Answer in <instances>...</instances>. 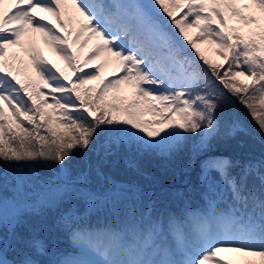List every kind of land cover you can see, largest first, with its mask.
Listing matches in <instances>:
<instances>
[{
  "label": "snow or ice",
  "instance_id": "snow-or-ice-1",
  "mask_svg": "<svg viewBox=\"0 0 264 264\" xmlns=\"http://www.w3.org/2000/svg\"><path fill=\"white\" fill-rule=\"evenodd\" d=\"M7 2L11 6L5 10L6 0H0V160H45L63 166L75 149L89 150L102 126L111 133L112 143L126 142L161 153L176 150L186 134H199L193 151L202 152L219 126L218 109L227 100L215 81L237 97L264 133V0ZM181 9L186 11L174 15ZM40 12L48 13L56 23L45 20ZM160 13L205 64L209 61L196 48V40L188 39L186 28L214 37L224 49L226 70L221 73L223 65L209 64L210 75L201 71L182 54ZM232 20L242 28L231 25ZM70 24L77 25L72 44L79 43V51L92 43L82 61L78 52L71 51L72 32L65 36L59 31ZM37 34L65 61L75 79L44 59L36 47ZM20 52L30 61L23 80L18 78L21 68L17 64H24ZM93 61H101L93 65L95 71H83ZM108 63L122 74L92 95L94 89L83 85L97 79ZM28 69L34 70L36 80ZM238 77H247L251 83ZM109 92L114 94L109 96ZM57 112L60 118L54 119ZM146 115L156 118L144 119ZM54 123L65 131H57ZM238 166L239 162L225 157H208L201 163L202 180L209 183V191L221 199L230 193L231 207L217 211L216 200H210L208 212L190 214L194 224L190 231L170 218L167 233L172 244L162 242L167 239L163 224L151 219L149 211L147 224L142 217L122 230L76 232L81 257L56 264H256L248 257H259V264H264V160L249 161L239 176L233 175L232 169ZM213 172L219 181L211 179ZM250 177L257 178L259 185L249 188ZM88 179L84 173L78 177L83 184ZM88 198L93 196L88 194ZM13 239L19 242L14 234ZM27 243L44 253L42 242ZM6 246L0 236V264H10ZM226 253L242 259L226 258ZM12 264L39 261L25 254Z\"/></svg>",
  "mask_w": 264,
  "mask_h": 264
},
{
  "label": "rangeland",
  "instance_id": "rangeland-1",
  "mask_svg": "<svg viewBox=\"0 0 264 264\" xmlns=\"http://www.w3.org/2000/svg\"><path fill=\"white\" fill-rule=\"evenodd\" d=\"M150 2L151 0H145V3ZM178 11L179 14L177 15V17L182 15L183 11H186V9H181ZM159 16L163 18L165 22L168 23L167 31H169L170 34L174 35L175 39L178 42V46L180 45L183 48L184 45H188V48L185 50H192L196 53L195 49H193L192 46L189 45L186 40H184L183 36L179 34V30L176 29L174 25L170 24V21H168L167 17L164 16V14L162 13H160ZM230 24L238 28H242V25L236 20L230 21ZM63 30V35L67 36L68 32L70 31L69 26L67 28H63ZM243 31L246 33L247 29L245 28L243 29ZM71 32L72 36L69 37V45H71V51L74 53L78 52L82 61L89 55L90 50L92 48V43H89V45L85 47L82 51H79V43L72 44V38L75 36V30L72 28V26ZM186 33L188 39L196 40V48H198L200 52L203 53V56L207 59V61H209V64L223 65V67L219 69V71L223 73V71L227 68V62L221 54L224 49L219 46L218 42H215V38L202 35L200 29L198 28H186ZM81 39H83V37H81ZM36 47L43 54L45 60L49 61L52 64H56L58 67L63 69L69 76H71L72 79H75L71 70L68 69L65 61H63L56 54L52 47L44 43L43 39L40 38L39 34H37ZM20 57L24 61V64H17V67L21 68V75L18 78L23 80L25 79L24 68L30 63V61L29 56L24 52H20ZM96 63H98V61H93V64H90L88 67L83 68V71H95L93 65ZM117 69L118 68H116L115 65L113 66V68L109 69L101 68L97 79L88 81L85 85H83V88L94 89L93 93L91 94L96 95L102 88V86L99 87V85L102 83L104 87L105 83L108 80L113 79V77L117 74ZM28 73L32 75L34 80L37 79L34 75V70L28 69ZM212 79L213 81H215L214 77H212ZM237 80L243 82H251V80L247 77H238ZM214 86L218 87L221 91L225 93V95L227 96V100H225L218 109L219 122H222L223 127H221L220 130L219 128H217L215 133H213V135L209 139L207 148L204 149L202 152L194 153L193 146L199 143L200 135L188 134L187 138L186 134V139L184 141H188L190 143V146H188L186 151L183 152H180L181 144L176 150L170 153H161L158 150H150L151 153H149L147 150L137 149L136 154H138L141 150L139 156L141 158V164L144 167L147 166V157L151 156L152 154L154 155L158 153L159 160H157V164L162 167H165L167 170H174L170 166V164L176 163L179 160V157H187V162L190 164L191 168L195 164V162L200 159L204 152L214 148L215 142L214 140H212V137H215L216 140L220 142L219 146L223 149L229 146V144L226 143L232 144V147L239 148V145L241 143L245 144L246 142H260L243 127L242 122L240 120L241 117L238 118L235 116L242 115L238 112V109L233 106V99H230L231 93L228 92L227 89H224L223 85L220 84L219 81H215ZM46 90L47 89H45V91ZM113 94L114 93L112 92L108 93L109 96ZM49 103H51L50 98ZM45 111L50 113L52 112V110L48 108H46ZM54 118H60L58 112L54 115ZM143 118L154 119L156 117L146 115ZM53 127L56 128L59 132L65 131L63 127L55 123L53 124ZM105 130L109 132L107 128H105ZM223 141L226 143H224ZM94 142V145H97V141ZM104 142L105 144L107 143V141ZM124 144L126 145V142H124ZM259 146L260 148L263 147V145L261 144H259ZM99 148H101V146ZM253 148H256V146H254ZM125 149L126 148L124 146L121 152L119 148H116L117 153H122L121 161H123V165H125V160H123V158L126 156ZM132 151L135 152V148ZM74 155L76 154L74 153ZM96 155L101 156V151L96 153ZM254 156H256V153L254 154ZM160 157H162L164 160L166 158L167 162H165L163 159H160ZM41 162L43 165H35L33 164V161L7 162L0 160V193L4 189V192L0 195V207L6 206L7 210H9L4 213L0 219V222L6 225L7 227L2 231L7 235L12 230H16L14 232V235L18 238V240L26 238L24 243L21 245V249L24 251L23 254H31L33 259L39 261V264H48V262L53 257L52 255L54 242L51 238H49L52 237V233L50 232L48 227L52 228L54 226V216L56 215L61 218V222L57 223H60L64 228L71 225V219L80 220L82 218H85L88 220L90 216L92 219L96 218L97 222L103 225V229H106V231H113L126 229L130 226L123 219L119 218V215L121 214H123V216L126 215L128 217H132V221L134 223L139 222V220L141 221V218L144 216L146 218L143 217V222H146L148 221V217L145 214L149 213L150 211L151 219L159 220V216H157V213L160 210L161 205L168 204L166 200L170 196H173V202L169 204H173L174 209L178 207L180 210H184L183 213L187 214L188 218H190V214H204L208 212V210L206 209L202 210L201 204H206L207 208H209L210 200L215 197H218L209 191V185L203 186L202 180H200L192 184L189 188L190 193L193 195V199H189V194H186L184 197L181 196L179 191L177 189H174L171 191L166 190L165 192H163V194L158 195V197L163 198L162 200H160V202H158V200L154 201V199L149 200L145 193L138 190L139 186H141L139 179L124 181V184L130 185H122V191H114L106 197H102L99 195L96 196L95 192L97 191V189L95 185H104L105 174L103 173V171L101 174H99L101 177L98 176L92 170H85L86 168H83V171H78L77 169L78 172L72 173L71 169L66 163L61 166L54 161L41 160ZM14 165L18 166L16 170L12 171ZM190 168H188L187 170H190ZM122 169L123 173L125 174V178L135 177V173L132 171L131 168H127L125 166ZM191 171L189 173V176L191 174ZM82 173L87 174V176L89 177L88 182L86 184L76 182L78 180V177H80ZM36 194L38 195V199L35 203L26 206H23V204H18L21 203L20 200L22 198H27ZM88 194L95 195V197L89 200ZM223 198L227 199L228 202H232L230 193L225 192ZM30 200L32 201L33 198H31ZM25 202L27 203L28 200L26 199ZM48 204L50 205V207L52 205V210H49ZM55 204L57 205V207L55 206ZM173 210L169 212V216H171ZM12 212L15 213V215ZM56 212L58 213L55 214ZM30 215H40L44 218L52 216V218L48 222L49 226L42 225L44 226L42 227L41 225H38L37 227L33 228L29 221ZM105 219H109V224L107 228L103 224ZM165 223L166 224H164L163 226L166 235L169 241H172V236L167 233L169 221ZM181 224L182 223H180V225ZM184 224L186 229L185 231H188L185 221ZM87 227L93 232H97L101 229L93 223H91ZM28 241L42 242L44 246V253L39 254L35 251L34 248L29 247L27 243ZM171 241L170 244L173 243V241ZM162 242L166 243V241ZM70 244L81 249L76 239L72 240ZM224 255L226 258H232L238 262L242 259L238 256V254L234 253H226ZM60 257L61 258L58 261H73L80 258L68 252L62 253ZM255 258L258 257H248L247 259L254 260ZM14 261L15 260L12 258L9 259L10 264H12V262Z\"/></svg>",
  "mask_w": 264,
  "mask_h": 264
},
{
  "label": "trees",
  "instance_id": "trees-1",
  "mask_svg": "<svg viewBox=\"0 0 264 264\" xmlns=\"http://www.w3.org/2000/svg\"><path fill=\"white\" fill-rule=\"evenodd\" d=\"M210 75V74H209ZM239 81V80H238ZM245 84H250L251 82H244ZM230 99H233V106L238 109V112L242 115H235L236 117H241L240 120L242 122L243 127L249 131L257 140L260 142L256 143H249L246 142L245 144H240L239 148L232 147V144H229L228 147L225 149L221 148L219 146L220 142L216 140L215 137H212V140H214L215 145L213 149H210L204 153H224L226 157L233 161V162H239V166L232 169L233 175L239 176L241 168L249 161H260L261 159L264 160V133H261L256 121L252 118V116L249 113V110L240 103V101L237 99L236 96L232 95L230 96ZM219 130L221 127H223L222 122H219ZM106 127L102 126V130L100 131L99 136L95 138L94 141H97L98 146L94 145V142L92 145L89 146V150H92L90 152L89 157L86 159L87 151L82 149H75L73 151V154L66 160V164H68L71 167H74V165H86L91 164L92 167L95 170H100L101 172L105 174L107 178V186L116 188L119 185L124 184V181L127 180H138L140 181L139 187L142 188H148L152 190L153 193L162 192L164 189H170L174 185L180 184L179 182H182L186 177L189 176L190 173V164L187 162V157H179V160L174 163L170 164V166L174 170L166 169L165 167H162L158 165L159 160V154H152L151 156L147 157V166L144 167L141 164V158L139 156L140 152L136 154V150L140 149L137 145L129 144L124 142L120 143H112L109 139L111 133L105 130ZM63 133V132H61ZM188 138V134H187ZM104 141H107L105 144ZM209 143V141H208ZM259 144L263 145V147L260 148ZM101 146V148H99ZM125 146V153L126 156L123 158L124 164H122L123 161H121V155L122 153H117L116 148H119L122 152L123 148ZM190 146V143L188 141H183L181 143V149L180 152L186 151V149ZM256 146V148H253ZM135 148V152L132 150ZM101 151V156H97L96 153ZM149 153L150 150H147ZM74 153L76 155H74ZM256 153V156L254 154ZM144 157V156H143ZM96 158V160H95ZM160 159H163L160 157ZM164 160V159H163ZM41 160L33 161L34 164L43 165L40 163ZM43 161V160H42ZM166 161V158L164 160ZM169 164V163H168ZM131 168L132 171L135 173L134 178H125V174L123 173V167ZM190 168V170H187ZM194 170H196L194 168ZM198 172L194 171L196 177L192 180V183L190 185H178L180 187L179 193L181 196H185L186 194H189V199H193L192 194L190 193V190L188 189V186H191L192 184L196 183L198 181ZM193 173V174H194ZM192 179V178H191ZM214 180L219 181V176H217ZM130 185V184H125ZM259 180L255 177H250L248 181V187L252 188L253 186H258ZM231 196V195H230ZM225 204V203H223ZM173 206V204H172ZM251 207V205H249ZM170 209V208H169ZM167 213V210L165 209L164 214ZM254 261L259 264V257L255 258Z\"/></svg>",
  "mask_w": 264,
  "mask_h": 264
},
{
  "label": "bare ground",
  "instance_id": "bare-ground-1",
  "mask_svg": "<svg viewBox=\"0 0 264 264\" xmlns=\"http://www.w3.org/2000/svg\"><path fill=\"white\" fill-rule=\"evenodd\" d=\"M10 6H11V5L6 1L5 5H4L5 10H7ZM70 11L72 12V14H73L74 16L76 15V14L74 13V10H72L71 8H70ZM39 15L44 16V17H45V20H51L53 24L56 23L55 19H54L53 17H51V16H50L48 13H46V12H40ZM57 27L59 28L58 25H57ZM59 31H60V33L63 35L62 28H59ZM100 62H101V61H98V63H100ZM113 66H114V64H112V63H108V64H106V65L103 67V69H109V68H112ZM121 74H122V73H120V71H119V69H118V72H117V74L113 77V79H114L116 76L121 75ZM122 87H123V86H122Z\"/></svg>",
  "mask_w": 264,
  "mask_h": 264
}]
</instances>
